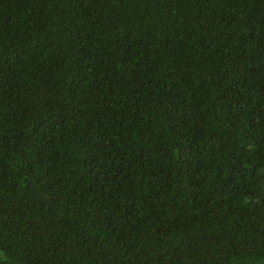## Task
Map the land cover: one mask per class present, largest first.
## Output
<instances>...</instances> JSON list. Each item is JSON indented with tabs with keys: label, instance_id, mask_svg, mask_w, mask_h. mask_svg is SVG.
<instances>
[{
	"label": "trees",
	"instance_id": "1",
	"mask_svg": "<svg viewBox=\"0 0 264 264\" xmlns=\"http://www.w3.org/2000/svg\"><path fill=\"white\" fill-rule=\"evenodd\" d=\"M0 264H264V0H0Z\"/></svg>",
	"mask_w": 264,
	"mask_h": 264
}]
</instances>
